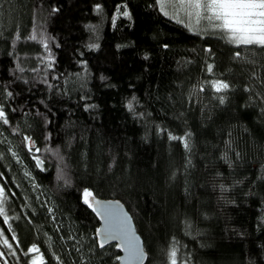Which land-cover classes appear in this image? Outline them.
<instances>
[{
  "label": "trees",
  "instance_id": "16d2710c",
  "mask_svg": "<svg viewBox=\"0 0 264 264\" xmlns=\"http://www.w3.org/2000/svg\"><path fill=\"white\" fill-rule=\"evenodd\" d=\"M0 106V264H116L85 190L125 204L147 264L174 242L177 264H264V48L157 0H0Z\"/></svg>",
  "mask_w": 264,
  "mask_h": 264
},
{
  "label": "snow or ice",
  "instance_id": "6c2138e0",
  "mask_svg": "<svg viewBox=\"0 0 264 264\" xmlns=\"http://www.w3.org/2000/svg\"><path fill=\"white\" fill-rule=\"evenodd\" d=\"M160 5V10L164 15H169L166 7H172L175 10L177 18L179 14L186 16L190 23L194 25H199L201 21H207L212 29L218 30L224 34V38L227 39L229 43L235 45H256L264 48V0H157ZM99 10L100 6H96ZM56 9H53L55 11ZM119 12V8L117 9ZM123 16H129L127 11L121 13ZM115 22V17L113 18ZM183 22V21H180ZM191 30V29H190ZM19 39V37H17ZM29 39L36 40L37 36L34 33L29 37ZM41 42L44 43V47L47 49L48 45L44 38L41 37ZM90 47H95L90 45ZM237 57H239V52H237ZM147 58V57H145ZM51 60V57H49ZM51 67V63H49ZM22 70V69H21ZM207 71L211 73L213 71V66L209 64L207 66ZM211 87L217 93H222L229 89L230 85L224 80L217 79L211 81ZM11 96V93H8ZM221 104L224 103L225 97L220 95L218 97ZM131 103L129 108H131ZM0 121L4 124L8 123L6 113L2 106H0ZM190 133H186L184 137L169 136L172 140H181L184 143V147L187 149L190 147L188 138ZM25 139H30L25 137ZM39 151V149H37ZM40 161L37 158V166H39ZM4 198V191L0 189V216H4V208L2 206ZM92 193L85 190L83 193V201L88 207H92L91 199ZM51 211V210H49ZM109 219V227L105 229L103 233V239L100 241L99 246L104 247V244L112 239H116V231L112 227V222L116 219L117 213L114 211H109L106 213ZM5 221H7V216H4ZM100 230H97L99 234ZM120 231L124 234L123 248L127 252V258L129 260H142L143 253L141 252L139 245L137 243V237L128 233L127 229L121 228ZM0 239H2L3 245L9 249L12 248V244L9 243L7 238H3L2 233H0ZM13 240L16 239L15 236L12 237ZM121 245H117L120 247ZM39 249L34 244L28 249V253H38ZM15 254V253H11ZM4 253L0 252V258H2ZM170 264H177V250L175 242L169 252ZM59 260V257L56 258ZM116 259L119 261L122 258L117 256ZM42 256H36L32 259L31 264H42ZM5 264L7 262L5 261Z\"/></svg>",
  "mask_w": 264,
  "mask_h": 264
},
{
  "label": "water",
  "instance_id": "95a60500",
  "mask_svg": "<svg viewBox=\"0 0 264 264\" xmlns=\"http://www.w3.org/2000/svg\"><path fill=\"white\" fill-rule=\"evenodd\" d=\"M91 209L99 223L97 229L100 230L99 234L96 231V242L98 246L100 241L103 239V233L105 229L109 227V219L106 213L109 211H114L115 213H117L116 219L112 222V227L116 231V239L109 240L104 244V247L110 244H115L116 246L121 245L120 247H117V249L120 253L119 257H121L122 259L119 261L117 260L116 264H147L149 254L145 249L144 240L140 233L137 231L132 215L127 210L125 204L122 201L116 198H99L94 201ZM122 227L127 229L128 233L138 238L137 243L141 252L143 253L142 260L136 261L129 260L127 258L128 254L123 248L124 234L120 231Z\"/></svg>",
  "mask_w": 264,
  "mask_h": 264
},
{
  "label": "rangeland",
  "instance_id": "374dc122",
  "mask_svg": "<svg viewBox=\"0 0 264 264\" xmlns=\"http://www.w3.org/2000/svg\"><path fill=\"white\" fill-rule=\"evenodd\" d=\"M166 10L169 13V15H167L168 17H170L171 19L185 25L188 29H191L192 31L202 33V34H217L218 32H220L218 30L212 29L209 26L207 21H201V23L199 25H194L193 23H190L188 18L186 16H184L182 13L179 14V17L177 18V15L175 14V10L172 7H166ZM180 21H183V22H180ZM94 201H95V199L93 197L91 199L92 205H93ZM33 254H34V257L39 256L37 253H33Z\"/></svg>",
  "mask_w": 264,
  "mask_h": 264
}]
</instances>
